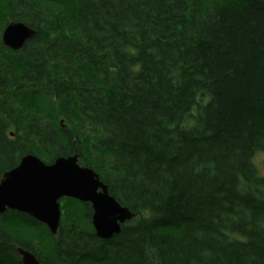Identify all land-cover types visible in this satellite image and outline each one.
Instances as JSON below:
<instances>
[{
	"label": "trees",
	"instance_id": "obj_1",
	"mask_svg": "<svg viewBox=\"0 0 264 264\" xmlns=\"http://www.w3.org/2000/svg\"><path fill=\"white\" fill-rule=\"evenodd\" d=\"M10 22L36 32L19 51ZM25 155H77L134 217L100 240L89 203L63 198L82 221L55 235L6 210L0 264L16 246L41 264H264V0H0V179Z\"/></svg>",
	"mask_w": 264,
	"mask_h": 264
},
{
	"label": "water",
	"instance_id": "obj_2",
	"mask_svg": "<svg viewBox=\"0 0 264 264\" xmlns=\"http://www.w3.org/2000/svg\"><path fill=\"white\" fill-rule=\"evenodd\" d=\"M3 29L1 41L11 51H19L35 35V30L19 22ZM77 155L57 158L46 165L32 155H25L17 167L3 173L0 180V213L6 209L25 213L44 224L52 235L60 224V200L72 198L89 203L95 235L108 240L120 233L121 225L134 214L108 195L99 176L80 167ZM21 264H41L35 256L18 250Z\"/></svg>",
	"mask_w": 264,
	"mask_h": 264
},
{
	"label": "rangeland",
	"instance_id": "obj_3",
	"mask_svg": "<svg viewBox=\"0 0 264 264\" xmlns=\"http://www.w3.org/2000/svg\"><path fill=\"white\" fill-rule=\"evenodd\" d=\"M14 131V130H13ZM7 133H9V130L7 131ZM263 159V156H258V158L255 160V162L259 165V167L262 169V167L260 166V161ZM62 204V203H61ZM66 207V208H65ZM64 208L66 209V211H65V213L63 214V212H64ZM70 211H74V209L72 208V206H70V205H68L67 203L65 204V205H63V209L61 208V219H62V216H64L65 217V221L67 222V221H69V220H71L72 218H70V219H68L72 214H75L74 212L73 213H70ZM77 213H78V211H77ZM79 214V213H78ZM0 215H2V214H0ZM80 216V215H79ZM79 218V219H78ZM68 219V220H67ZM73 221H82V219H80V217H75V218H73L72 219ZM18 235V234H17ZM22 238H24V237H22ZM26 238V237H25ZM15 248H18V246H16Z\"/></svg>",
	"mask_w": 264,
	"mask_h": 264
},
{
	"label": "flooded vegetation",
	"instance_id": "obj_4",
	"mask_svg": "<svg viewBox=\"0 0 264 264\" xmlns=\"http://www.w3.org/2000/svg\"><path fill=\"white\" fill-rule=\"evenodd\" d=\"M21 159H22V157H20V158L17 160V163H16V164L13 166V168H12V169H14L15 167H17V166H18V164L20 163Z\"/></svg>",
	"mask_w": 264,
	"mask_h": 264
},
{
	"label": "bare ground",
	"instance_id": "obj_5",
	"mask_svg": "<svg viewBox=\"0 0 264 264\" xmlns=\"http://www.w3.org/2000/svg\"><path fill=\"white\" fill-rule=\"evenodd\" d=\"M18 250H22V251H24V252H27V253L31 254L32 256H34L32 253H30V252H28V251L24 250V249H23V248H21V247H18Z\"/></svg>",
	"mask_w": 264,
	"mask_h": 264
}]
</instances>
